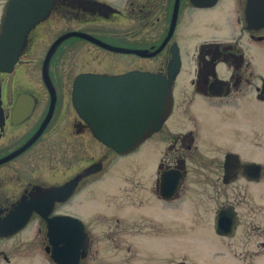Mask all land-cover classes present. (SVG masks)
I'll use <instances>...</instances> for the list:
<instances>
[{
  "label": "flooded vegetation",
  "instance_id": "obj_1",
  "mask_svg": "<svg viewBox=\"0 0 264 264\" xmlns=\"http://www.w3.org/2000/svg\"><path fill=\"white\" fill-rule=\"evenodd\" d=\"M7 1L0 0V32ZM253 2L254 10L264 11V0ZM176 4V24L184 10H192V42L199 45L184 59L179 53L171 109L159 129L126 154L147 145L152 161L129 165L124 171L130 179L117 187V170L109 161L123 156L98 142L75 112L72 87L81 74L151 73L167 78L171 49L177 46L176 24L167 38ZM248 9V0H54L46 18L26 33L11 71H0V225L30 213L21 230L0 237V245L37 223V231L45 233V252L47 213L48 219L63 216L82 223L87 251L79 264L99 263L90 225L102 221L108 226L112 264H136L138 252L144 258L141 264H148L152 249L162 264H192V236L197 241L208 233L215 237L205 248L193 249L196 257L210 251L218 256L217 240L234 238L240 229V259L259 264L264 217L258 205L238 211L245 185H259L264 177V166L244 157L264 155L259 132L260 112L264 115V27L251 25ZM71 32L113 48L137 50L132 45L142 44L147 47L139 50H160L152 57L110 51L80 38H63ZM75 41L89 45L79 47L78 59L72 58ZM85 140L103 151L88 163ZM248 164L259 165L260 173L255 175ZM65 186L61 200L49 196ZM229 188H236L241 199L228 201ZM101 198L109 200V213L101 211ZM182 198L192 204L189 228L179 227ZM196 198L228 202L213 213H198ZM227 209L235 225L231 236H221L215 221L219 211ZM181 236L189 238L182 260ZM134 237L141 239L133 243ZM0 261L10 262L3 250Z\"/></svg>",
  "mask_w": 264,
  "mask_h": 264
},
{
  "label": "water",
  "instance_id": "obj_2",
  "mask_svg": "<svg viewBox=\"0 0 264 264\" xmlns=\"http://www.w3.org/2000/svg\"><path fill=\"white\" fill-rule=\"evenodd\" d=\"M53 1L8 0L6 2L0 32V71H11L26 33L32 25L46 18ZM190 1L192 3V0ZM253 5V0H248L247 18L252 26L264 27V11L258 13L253 9ZM176 16L177 4L167 38H170L174 31ZM16 36L17 41L9 40ZM71 37L83 39L110 51L135 54L140 57H152L160 50L159 48L155 52L148 53L146 50L113 48L78 32L63 36L64 39ZM50 54L51 51L46 57L45 64ZM171 54L167 78L151 73H128L121 76L81 74L75 78L71 92L75 112L89 125L96 140L119 156L134 151L148 134L159 129L163 118L170 112L171 86L180 68L177 46L171 49ZM44 80L52 93L45 70ZM247 167L253 168L255 175L260 173L259 165L248 164ZM66 189L67 186L60 188L49 196L61 200L63 198L61 193ZM230 212V209L219 211L215 221V231L218 235H232L235 221ZM29 215L30 213L24 218L5 220L0 225V237L16 234L26 225ZM47 216V213L43 215L49 245L45 253L50 254L54 264H79L80 257H84L87 251V235L82 223L71 217L59 216L48 219Z\"/></svg>",
  "mask_w": 264,
  "mask_h": 264
},
{
  "label": "rangeland",
  "instance_id": "obj_3",
  "mask_svg": "<svg viewBox=\"0 0 264 264\" xmlns=\"http://www.w3.org/2000/svg\"><path fill=\"white\" fill-rule=\"evenodd\" d=\"M71 38H69V41L72 42ZM174 40L177 44V47L179 49V53L182 57V59L186 58L189 54H192V50L194 47H197L199 45V41H193L192 42V10L186 9L182 12L181 16L178 19V22L176 24L175 28V34H174ZM72 48H74V55H72V58L75 59L79 57L77 55V50L79 47H89V45H86L84 42L81 41H75L74 43H71ZM133 48L144 49L147 47V45H132ZM135 50V49H134ZM132 58V57H131ZM70 59V58H69ZM75 61L73 62V64ZM72 64V65H73ZM103 66H98V68ZM103 68H108L111 70H115L118 68L123 67H112V66H105ZM263 111L260 112V120H259V132H260V138L262 141V147L264 148V117H263ZM241 122V121H240ZM242 123V122H241ZM96 144V145H95ZM93 143L91 140H85V163H88V160L90 158H98V155L101 154L103 151L100 149L101 147L97 143ZM245 160L248 158H253L257 162L261 163L262 166H264V155H259V158L257 157H248L244 156ZM152 161V152L150 148L145 145L141 146L137 151L123 156V157H115L112 160L109 161V163L116 168L117 172L115 173L114 181L116 182L117 187L123 188L125 182L130 179L128 177V172L124 171L127 170L128 166L132 163H138V164H148ZM148 178V174L145 176L144 179ZM243 202L241 205H239L241 208H239V212H245L248 211V209L253 207V205L257 206L260 211V216L264 217V177L263 181L259 185H245L244 191H243ZM241 195L237 194V189L229 188L228 193L226 195V198L228 201H236V199L240 200ZM224 198L217 200H207V199H195V208L198 213H202L205 210H207V213H213L217 207L220 205H226L228 201H223ZM241 200V201H242ZM101 205L100 209L101 211H104L106 213H109L111 208L108 207L109 200L101 198ZM87 205V203H86ZM92 205V204H89ZM110 205L112 206V203L110 201ZM249 207V208H248ZM181 212V213H180ZM180 226L182 228H189L190 225V217L192 214V204L190 203L188 198H182L180 203ZM89 217H86L85 220H87ZM172 223V222H171ZM93 226V227H92ZM92 235L91 238L94 241V247L93 250L98 249L99 250V263L96 264H112V256L113 252L110 248V242H109V236H106L105 232L107 231V223L102 221L101 224L97 225H90ZM262 229H264V221L262 224ZM37 223H33L31 226H29L27 229L22 231L20 234H18L16 237L5 240L0 245V250H3V252L8 256L10 259V262L8 264H53L49 257L44 252V245L42 244V241L45 239V233L44 230L40 232L37 231ZM243 234L241 229L239 230L238 234L231 239H218L216 244H218L219 251L221 254L216 256L213 252H207L203 253L199 257V255H194L193 251L196 250L195 247L199 248L198 250L205 248L206 245L210 244L214 241L215 237L208 233L206 235H200L197 237L198 241L196 240L195 236H192V264H246L243 262L242 259H240V252L242 251V244L243 243ZM137 239H141L140 237H134L133 243H136L135 241ZM261 241H264V238H262ZM180 247V259L182 260V255L185 252L184 246L188 245L189 238L186 236H181V239L179 241ZM42 245V246H41ZM225 245V247H224ZM229 245V246H228ZM194 249V250H193ZM154 251V256L151 258L150 262L148 264H162L160 263V260H158L156 251ZM140 252H138V256L136 255L134 257V262L136 264H141L144 258L139 255ZM199 253V252H198ZM213 253V255H212ZM133 262V263H134ZM0 264H6L3 261H0ZM163 264H170V261H166ZM259 264H264V252H261V257L259 260Z\"/></svg>",
  "mask_w": 264,
  "mask_h": 264
}]
</instances>
